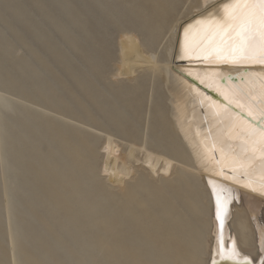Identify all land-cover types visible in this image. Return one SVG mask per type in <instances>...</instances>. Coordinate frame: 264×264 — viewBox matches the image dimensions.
Listing matches in <instances>:
<instances>
[{
	"label": "bare ground",
	"instance_id": "obj_1",
	"mask_svg": "<svg viewBox=\"0 0 264 264\" xmlns=\"http://www.w3.org/2000/svg\"><path fill=\"white\" fill-rule=\"evenodd\" d=\"M102 2V0H0V88L13 91L19 89V91L33 94L40 101H43L41 98L43 94L50 93V90H56L55 93L58 92L66 98L67 95H64L65 91L62 90L61 83L54 79L50 72L51 66L48 64L61 60L63 65L72 66L75 63L77 71L81 74H83L82 71H86L85 61L78 59V45L91 51V42L87 39L90 36L87 21L92 17L93 27L101 28L100 9L103 7L104 10ZM158 2L164 7L157 10L156 16L153 14L155 11L153 9L145 13L144 22L135 25L130 22L119 27L117 69H115L114 77L135 79L141 73H149L153 81H161L160 90L165 101L163 119L168 128L167 137L172 142H170V148L167 146L170 150L157 151L156 143L154 148L145 140L138 144L126 143L127 147L123 150L120 142L108 132L101 151L104 158L101 171L113 186H124L126 179L138 169L134 170V164L138 161L141 162L140 166L147 174L158 179L160 177L164 179L173 174L178 176L179 172L187 173L190 176L188 179L193 180L191 184L196 190V197L202 195L208 200V226L201 238H198L200 243L197 252L201 255L200 264H210L212 257H221L218 254L219 230L217 220L214 218L215 212L217 215V191L222 206L226 209L224 214L228 211V205L231 207H228L230 216L224 217L226 220L229 219L228 227L222 236L224 245L227 247L228 239L233 236L241 253L240 257L244 254L248 255L253 260V264L260 259L264 261V193L259 191L261 186H264V163L259 162L257 158L250 167L239 168L237 159L234 158L240 156V145L236 138L229 140L230 147H224L223 152L219 151L222 147L219 138L221 135H227L229 128H234L245 138L252 136L259 140L264 135V118L244 95V90L253 97L264 90V64H260L257 60L221 59L207 40L199 38L186 51L185 29H188L189 36L192 37L200 28L198 21L208 18L210 14L216 17L221 16L223 5L229 0H193L186 3L187 5L178 7L177 5L182 4L179 2L176 5L178 9L175 6L173 11L169 10L165 1L158 0ZM155 26L157 30L149 32V27ZM166 27L168 29L165 31ZM156 35L161 41L168 40L165 53L161 57L154 50V43H152ZM18 47L24 48L20 57H16L15 51ZM40 59L45 60V63H41ZM61 68L60 73L64 74ZM233 76L236 77V81H233ZM87 83V86L93 85V82ZM69 87L75 89L72 83H69ZM92 89L90 87V93L94 92ZM25 108L23 106L20 108L15 99L0 93V163L2 165L0 177L5 184L2 195H5L3 199L8 212V226L10 225L8 232H11L9 236L18 245L16 251L12 249L14 257L10 253L14 261L12 264H105L106 259L103 257L100 262H94L102 252V248L92 240V237L94 234L99 235L102 231L95 229L96 220L93 218L96 209H101L106 204L102 205L100 195L94 199L90 198L89 203L84 201L86 196L91 194V192L88 193L89 188L91 189L90 183L84 180L89 175L91 178V173L94 175L96 173L89 172V175L84 173V176H87L84 180L80 175L83 181L80 179L77 182L82 183L81 188H77L76 193L72 191L74 194L68 195V198L64 197L66 200H63V203L60 201L64 204L61 208L66 211L62 212L59 206L54 205L51 197L44 194V188L41 190L33 183L31 178L33 175H30L26 163L30 162L34 166L37 164L38 168H36L39 169L43 162L52 168L61 167L66 171L72 163L62 158L61 152H57L58 143L61 148L63 143L55 140L53 135L50 139L47 138L43 123L34 122L32 115L27 113ZM59 122L63 124L62 121ZM74 132L75 135L78 134V131ZM72 134L73 132L71 136ZM143 136L146 137L145 134ZM76 141L77 139L75 143ZM137 151L142 153V157L135 160ZM68 153L70 154L69 151ZM37 159L42 161L40 165ZM85 165L89 166L87 163ZM86 166L83 168L86 169ZM83 168L78 169L84 170ZM39 170L43 171V168ZM79 184H75L74 187H79ZM145 186L148 187L147 184ZM253 189L257 190L253 191ZM165 191L168 190L165 189ZM234 193L237 194V200L233 202ZM104 208V212L115 210L112 206ZM52 211H55L56 217L47 216ZM156 212L158 213V209ZM172 214L174 215V212ZM2 215L0 206V264H6L2 253ZM115 215H117L116 212ZM144 218H146L145 215ZM103 221L99 223H104ZM111 228L115 231V227ZM99 236L101 237V234ZM119 242H121L120 238ZM111 247L110 250H112Z\"/></svg>",
	"mask_w": 264,
	"mask_h": 264
},
{
	"label": "rangeland",
	"instance_id": "obj_2",
	"mask_svg": "<svg viewBox=\"0 0 264 264\" xmlns=\"http://www.w3.org/2000/svg\"><path fill=\"white\" fill-rule=\"evenodd\" d=\"M102 1L104 10L103 7L100 9L101 11L103 10V13L100 11V14L102 16L101 28L97 29L93 27L92 20L94 19L92 17H90L92 19L89 18L87 21V26L90 30L88 31L90 36H88L87 39H89L91 42V51L85 50L78 45V59H82L83 62L85 61L84 64L86 65V71H82L83 74H81L77 71L75 63L72 66L65 64L63 65L61 60H59L60 62L56 61L53 64H48L49 66H51L50 72L52 73L54 79L57 80V82L61 83L62 90L65 91L64 95H67L66 98L61 96V94L59 95L58 92L55 93L56 90H50V93L43 94V96L41 97L43 101H45L43 102L40 101V99L35 98L33 94L27 93L25 91H19V89L13 91L11 89H5L3 87L0 88V93L7 95L13 100L15 99V101L20 105V108L22 106L26 107V112L32 115L34 122L39 121L40 123H43L42 126L45 134L47 135V138L50 139V136L53 135L52 137L55 140H58V142H61V144L63 143V146L65 147L61 145V148L59 147V143L57 142V152H61L62 158H65L66 160L68 159L72 163L70 164L67 171L61 167H58L59 170L58 168H52L48 164L46 165L38 159L36 160L37 162H40L38 164L40 165L41 162L43 164H41L39 169L43 168V171L37 169V164L36 166H34V164L27 162L26 164L28 166H26L28 168V171L30 172V175L34 176H31L33 183H35L41 190L44 188V194L47 195V197H51L52 203L56 206H59L62 212L66 211V209L61 208V206H64V204H62V201L66 200V198H68V195L70 196V194H72L73 192L76 193L77 188H81L82 183L77 181H80L81 178L83 180L86 179L87 176L85 177L84 175H89V172H95L96 174H98L94 175L93 173H91V175L94 176H91V178L93 179H91L89 175V181L88 178L84 180V182H89V186L91 187V189L88 187V193L91 192V194L87 195V198L84 199V201L87 203L90 198L94 199L97 198L98 195H100L102 199L101 202L103 203L102 205L106 204L101 209H96V214L93 218V220H96V222L98 223L102 220H104V223L106 222L105 225L102 222L97 225V223L95 222V229L102 230L99 233V235L101 234V237L96 234H94V237H92V240L98 243V246L100 245V247L102 248V252L94 260L95 263L100 262L103 257L104 259H106L104 262L105 264H152V262L154 264H159L160 262L161 264H200L201 255L197 252L200 243L198 238H201L203 231L208 226V200L203 198L202 195L196 197V190L192 188L191 184L193 180L188 179V177L190 176L187 173L179 172L178 176H175V174H173L164 179L159 176L160 178L158 179V177L156 178L147 174L146 171L141 168V162L138 161L134 164V170L137 168L138 169L131 173V175L129 176L130 179H126L125 185L113 186L109 181L106 180L101 171L104 163L103 153L101 151L105 143L104 138L108 132H110L114 136L113 138L115 140H118L120 142L121 149L123 150L126 149L129 142L138 144L142 143L145 140L148 145L152 144L154 148L157 144V147L155 148L157 151L161 149L167 151V149L170 150L169 145L172 143L167 137L168 128L165 119H163L165 101L160 90L161 81H153L149 73H141V76L138 75L135 79L114 77V73L116 71L115 69H117V49L119 40L118 36L120 33L119 27L130 22L134 25L140 24L146 19V17H144L146 12H151L153 9H155V11H153V14L156 16V14L158 13L157 10H159V8H163L164 6H160L161 4L158 2V0ZM163 1L166 2V6L169 7V10L173 11L175 6L179 4V2H181L182 4L177 5L178 7L181 5H187L186 3L193 0ZM91 15L92 14L90 13V16ZM115 16L117 18H115ZM107 17L109 19H107ZM167 29L168 27L165 28V31ZM148 30L149 32H155L157 30V27H149ZM92 38L94 39V41ZM167 42V39L161 41V39H159L157 35L155 36L152 43H154V50L157 51L159 57L164 55ZM15 52H17L16 57H20L24 52V48L18 47ZM40 62L45 63V60L41 61L40 59ZM60 68L64 70V74L60 73ZM87 82H93V85L87 86ZM69 83H72L75 89L69 87ZM88 87L89 89L90 87L91 89L93 88L92 92L94 91L95 93H90L91 90L89 91ZM95 87L98 89H96ZM68 116H70V118ZM59 121H62L63 124H60ZM86 123L88 124L86 125ZM64 125H68V128ZM77 127L80 131L77 129ZM65 128L67 132L65 131ZM71 128L72 130H70ZM70 131L73 132L72 136V132ZM74 131H76V133L78 131V134L75 135ZM80 132L82 135L80 134ZM144 134L146 137L143 136ZM73 135H75L74 137L77 138H74ZM85 138H87L88 140ZM76 139L77 141L75 143ZM124 139L128 141H125ZM70 140L74 142H71ZM81 141L83 143H81ZM158 142H160L161 145ZM82 144L84 145L82 146ZM87 146H89L90 149ZM164 146H169V148L167 147L165 149ZM65 148L70 152V154L65 150ZM73 149L78 152L76 153ZM135 155V160H138V158L142 157V153H140L139 151H137ZM94 156L96 158H94ZM28 163L31 164V166ZM85 163H87V165L89 166H86ZM75 164H78V166H76ZM93 164H95L93 166L95 168V171L92 167ZM83 166H86V169H84ZM75 167L77 168L75 169ZM1 168L2 165L0 163V173L2 172ZM78 168H83L84 170H80ZM61 169L64 170L65 173L62 172ZM73 170L75 172H73ZM60 171L62 173H60ZM80 171L81 173L83 172V174L79 173ZM98 171L100 172V174ZM73 173L75 174L73 175ZM139 174H141V176ZM95 177L96 179H94ZM82 179L81 181H83ZM75 181L77 183H74ZM148 181L149 183H146ZM145 183L148 187L145 186ZM41 184L43 185L41 186ZM75 184H79V187H74L76 186ZM126 185L128 186L126 187ZM163 185H165V187H163ZM68 186H71L69 187V191ZM4 187V181L2 177H0V206L3 214V225L1 228L3 238L2 253L6 264H12L13 259L11 257V254L13 253L12 251L14 249V251H16L18 245L13 242V240L11 239L12 237L9 236L11 235V232H8V228L10 227V225L8 226V212L5 208L6 204H4L5 195H2L4 194ZM72 187H74V189ZM126 188L128 189L125 190ZM144 188H146V190ZM164 188L168 190L169 193L168 191H165ZM138 190L140 191L139 193ZM133 192L134 194L136 193V195H134ZM140 199L141 202L139 204ZM177 200L178 202L182 201V203H180L182 207L177 202ZM60 201L62 203H60ZM56 206L55 208H57ZM108 206H112V208L114 207V215L113 212L103 211V209H105L104 207ZM117 209L120 210L117 211ZM157 209L158 213L156 212ZM71 211L72 210H70V212ZM115 212L117 215H115ZM173 212L174 215L172 214ZM144 215L146 218H144ZM47 216L56 217V213L55 211H52L51 213H48ZM117 216L119 217V219ZM141 217H143V219ZM100 224L101 226H99ZM106 224L108 225L106 226ZM109 226L115 227V231L112 230L113 228ZM110 231L111 233H113V235H111ZM118 237L121 239V242H119ZM10 241L13 243L11 244ZM106 244H113V246L111 247V245ZM110 247L112 250H110ZM113 252L118 254L115 255ZM12 256L14 257V254H12ZM163 260L165 263L162 262Z\"/></svg>",
	"mask_w": 264,
	"mask_h": 264
},
{
	"label": "snow or ice",
	"instance_id": "obj_3",
	"mask_svg": "<svg viewBox=\"0 0 264 264\" xmlns=\"http://www.w3.org/2000/svg\"><path fill=\"white\" fill-rule=\"evenodd\" d=\"M198 23L200 28L192 37L189 36L188 29H185L186 51L199 38L207 40L221 59L257 60L264 64V0H229L223 5L221 16L210 14L208 18ZM244 95L264 118V90L256 97L251 96L247 90H244ZM232 138H236L240 145V156L234 157L239 168L250 167L257 158L259 162L264 163V135L259 140L252 136L245 138L234 128H229L227 135H221L219 138L222 145L219 151L223 152L224 147H230L228 142ZM213 147L215 148V144ZM259 191L264 193V186H261ZM216 203L217 218L222 224L226 209L222 206L218 191ZM218 254L231 259H237L241 255L235 242L230 250L219 249ZM261 264H264V261Z\"/></svg>",
	"mask_w": 264,
	"mask_h": 264
},
{
	"label": "water",
	"instance_id": "obj_4",
	"mask_svg": "<svg viewBox=\"0 0 264 264\" xmlns=\"http://www.w3.org/2000/svg\"><path fill=\"white\" fill-rule=\"evenodd\" d=\"M232 79H233V81H236V77L233 76ZM223 81H224V79H223ZM212 96H214V94H212ZM226 215L230 216L229 214H226ZM226 215L223 216V223L224 224L223 223L221 224V221L216 218L217 219V229L219 230V233H218L219 236H218L217 240H219V249H228V250H230L232 248V246H233V243L235 242L234 237L231 236L228 239L229 241H228L227 247L224 245V240L222 239L223 232L226 231V229L228 227L227 225H228V222H229V219H227V220L224 219V217H226ZM215 216H216V212H215ZM260 243L261 242H259V246H261ZM263 251H264V248H263ZM210 261H211L210 264H253V260H251V258L248 255H246V254H244L243 257H238L237 259L226 258V257H223L221 255V257H217V258L212 257L210 259ZM262 261L263 260L260 259L256 264H258V263L261 264Z\"/></svg>",
	"mask_w": 264,
	"mask_h": 264
}]
</instances>
